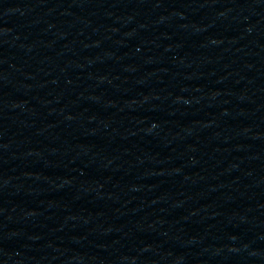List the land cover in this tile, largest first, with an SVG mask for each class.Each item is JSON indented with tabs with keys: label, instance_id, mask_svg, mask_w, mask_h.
<instances>
[{
	"label": "water",
	"instance_id": "95a60500",
	"mask_svg": "<svg viewBox=\"0 0 264 264\" xmlns=\"http://www.w3.org/2000/svg\"><path fill=\"white\" fill-rule=\"evenodd\" d=\"M0 264H264V0H0Z\"/></svg>",
	"mask_w": 264,
	"mask_h": 264
}]
</instances>
